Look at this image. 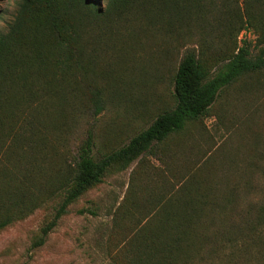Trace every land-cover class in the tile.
I'll return each instance as SVG.
<instances>
[{
  "label": "rangeland",
  "instance_id": "rangeland-1",
  "mask_svg": "<svg viewBox=\"0 0 264 264\" xmlns=\"http://www.w3.org/2000/svg\"><path fill=\"white\" fill-rule=\"evenodd\" d=\"M18 1L0 0L1 31L8 30ZM109 1L99 0L100 12L92 18L90 33L83 35L89 39L85 44L83 40L89 71L80 81L102 95L103 110L93 115L79 92L80 99L69 96L64 107L48 104L56 118L32 132L34 140L23 145L22 155L12 141L0 138V214L11 207L7 199L23 205L17 209L22 211L19 216L0 230V264H124L128 234L157 207L146 199L148 192L164 196L180 187L176 174L183 173L181 169L190 168L185 176L196 182L198 201H207L209 216L201 219L202 226L208 232L216 227L220 236L221 228L242 223L264 195L263 69L224 87L185 137L169 140V152L155 144L125 169L108 170L101 183L66 207L41 245L33 244L64 197L69 168L88 128L95 136V156L115 150L173 105L172 77L185 50L195 48L222 59L241 39L252 53L258 48L256 32L237 30L243 21L242 0H232L228 11L217 1L204 20L185 18L182 34L177 27L168 33L140 24L132 4L123 11L108 10ZM30 126H38L35 119ZM196 170L199 173H190ZM238 251L231 257L238 264L264 261L255 252L242 260ZM230 253L223 248L203 264H233Z\"/></svg>",
  "mask_w": 264,
  "mask_h": 264
},
{
  "label": "trees",
  "instance_id": "trees-1",
  "mask_svg": "<svg viewBox=\"0 0 264 264\" xmlns=\"http://www.w3.org/2000/svg\"><path fill=\"white\" fill-rule=\"evenodd\" d=\"M217 1L220 7L230 10L232 0H110L107 6L108 10L123 11L127 4H132L140 24L153 25V29H165L168 33L177 27L182 34L186 29L180 27L185 18L193 15L196 20H204ZM242 2L243 21L237 30L248 28L257 33L256 53L250 51L245 39L222 59L195 48L187 49L173 73V105L158 113L126 144L95 156V136L88 128L69 168L64 197L52 219L41 228L34 245L43 243L66 207L101 183L108 170L125 169L155 144L162 152L167 151L169 140L175 136L180 137L177 139L185 137L189 126L208 113L224 87L264 69V0ZM98 3L99 0H19L18 11L8 30L0 29V138L12 141L17 154L22 155L23 145L34 140L32 132L35 135L41 126L46 127L47 119L56 118L57 112L48 110L49 103L64 107L69 96L76 100L80 92L85 95L86 106L93 115L105 107V99L98 91L80 83L89 71L83 58V45L89 39L83 35L90 33L93 27L92 18L100 12ZM78 73L81 78H76ZM32 119L38 124L35 129L30 126ZM181 144L185 141L174 146ZM189 171L190 168L181 169L179 172L183 173L176 174L181 186L168 195L148 192L146 199L155 202L157 207L149 212L143 225L128 234L122 262L203 264L212 254L217 258L223 248L231 251L228 257L233 264H238L231 258L235 255L233 250H239L238 257L242 260L254 252L255 257H264V195L258 206L245 214L247 218L242 223L221 228L220 236L216 227L208 232L201 224V219L209 216L204 210L207 201H198L201 196H197L196 182L187 179L189 173L185 176ZM137 184L136 180L132 181L134 188ZM5 203L11 207L0 214V230L13 216H19L22 211L17 209L23 208L13 200L7 199Z\"/></svg>",
  "mask_w": 264,
  "mask_h": 264
}]
</instances>
